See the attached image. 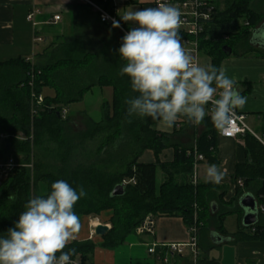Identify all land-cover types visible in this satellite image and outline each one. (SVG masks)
Instances as JSON below:
<instances>
[{"label": "trees", "instance_id": "1", "mask_svg": "<svg viewBox=\"0 0 264 264\" xmlns=\"http://www.w3.org/2000/svg\"><path fill=\"white\" fill-rule=\"evenodd\" d=\"M93 1L113 11L112 0ZM214 2L217 7L214 22L200 36L199 46L201 54L207 55L210 64L219 69L226 57L243 56L254 50L250 40L264 14L255 8L253 0H224L225 8H221V0ZM70 21V33L58 36L59 42L44 53L46 64H34L23 56L0 61V135L9 136L2 147L7 156L12 155L24 164L15 168L0 185V237L7 236V230L14 226L27 201L35 197L39 182L45 183L47 190L36 196L46 195L53 182L64 180L77 192L82 186L87 193L74 206L79 217L109 211L105 223L111 224V228L101 242L105 248L123 244L149 216H179L188 227L202 223L201 229L212 226L222 235L241 241H264V212L259 209L258 222L247 227L243 224L244 209L238 205L247 192H254L258 205H264V125L260 137L250 131L241 134L248 156L246 161L237 163L233 175L236 196L225 201L221 185L192 181L197 162L195 152L205 157L198 164L219 163L217 136L220 133L210 115L201 122L206 128L190 146L172 143L170 134L155 128L159 120L128 117L125 101L137 94L132 91L130 78L119 74L125 62L117 50L124 34L102 22L99 13L88 3L76 5ZM120 22L128 30L132 27ZM104 28L111 33L118 29L119 33L104 35ZM261 55L264 57V52ZM46 85L55 90L54 95L43 94ZM95 86L113 87V102L104 105L102 120L91 121L88 129L81 132H71L61 107L52 106L53 100L63 104L79 101ZM34 92L45 98L43 109L35 116L31 110ZM20 133L24 139L16 137ZM46 137L57 143L52 148L45 145V150L58 163L43 166L36 162L32 175L27 165L32 162L34 146L43 144ZM168 147H174V158L162 162L159 155ZM148 149L155 153L156 162L140 161ZM0 156L6 158L1 149ZM159 168L164 180L158 187ZM118 184H125L124 194L113 196ZM213 200L220 204L216 212L212 209ZM231 214L238 215L239 228L235 233L224 226ZM201 237L197 264H222L209 255L214 244ZM95 247L91 240H74L64 251L74 248L73 256L84 264H91ZM186 261L193 264V257H186Z\"/></svg>", "mask_w": 264, "mask_h": 264}, {"label": "clouds", "instance_id": "2", "mask_svg": "<svg viewBox=\"0 0 264 264\" xmlns=\"http://www.w3.org/2000/svg\"><path fill=\"white\" fill-rule=\"evenodd\" d=\"M119 15L123 22L137 25L122 37L117 50L125 62L119 74L130 78L137 94L125 101L126 115L150 117L169 128L180 117L199 125L210 115L214 126L226 133L246 98L223 67L201 65L185 49L179 34L180 10L161 3ZM120 26V21H113V28ZM250 43L264 46V29L254 32ZM224 176L215 164L206 170L209 182L219 184ZM86 195L82 186L77 192L67 181L57 180L46 195L29 199L7 236L0 237V264H73L76 250H64L81 229L74 206Z\"/></svg>", "mask_w": 264, "mask_h": 264}, {"label": "crops", "instance_id": "3", "mask_svg": "<svg viewBox=\"0 0 264 264\" xmlns=\"http://www.w3.org/2000/svg\"><path fill=\"white\" fill-rule=\"evenodd\" d=\"M83 3H85L83 0H0V61H8L23 56L28 59L33 58L34 64H46L47 59L44 53L51 50L52 46L59 42L58 36L69 33L70 13L76 5ZM127 4L129 5L130 3ZM132 4H140L141 8L155 7L154 0L144 2L136 0ZM34 7L40 8V13L35 16L36 25L29 21L27 17ZM58 14L61 15V19L55 20L54 17ZM35 36H40L42 40L35 41ZM39 42L48 43L40 52H36V46ZM31 53L33 56H31ZM232 55L223 60L221 67L225 69L226 76L235 81V86L246 98V104L243 108L238 109L246 114L247 120L256 115H258L257 119L259 120L264 117V88H262L264 86H260L261 79L264 80V57H240L239 55L234 57ZM210 62L211 59L206 56H202L199 60L201 65H208ZM46 87L50 86L46 85L44 88ZM43 94H45L44 89ZM85 95L82 100L85 99ZM56 101V99L55 101L53 100L52 106H60L62 110L68 109V104L55 103ZM207 109L208 106H206ZM263 125L264 122L261 125V133L254 131L250 125L249 127L254 135L260 137ZM155 128L170 134L172 143L190 146L196 142L197 137L206 127L204 124L195 125L186 117H180L170 128L161 121L155 125ZM2 144V139H0V147ZM174 153V147H168L160 154V160L162 162H170L174 158ZM247 156L243 135L226 137L218 134L217 158L219 163L215 165L225 173L224 179L219 183L225 190L223 196L225 201H229L236 196L233 175L237 163L246 161ZM140 161L156 162L154 152L150 149L146 150L140 157ZM209 165L212 164L206 161L198 164L196 171L199 182H209L206 180L205 171ZM201 167L202 170H200ZM220 192L218 191L217 193ZM213 203L216 204L218 210L220 204L216 200H213ZM238 205L240 206L239 201ZM234 215L237 220L235 229L227 228L224 222L225 228L230 233H235L239 228L238 215ZM96 219L98 220L97 223L95 222ZM225 221H227V218ZM154 222L152 231L142 233L136 231L135 238H128V236L125 242L116 248L102 247L103 237L100 236L99 246L96 245L91 255V264H164L162 259L149 253L148 249L150 246L163 243H187L191 239L189 227L182 217H154ZM99 223L109 224L105 223V220L101 221L99 218L93 217L90 220V233L95 230ZM218 234L230 239L222 243H216L214 240H218V238L220 240ZM198 237L200 238L201 235L198 234ZM204 238L214 244L212 249L220 250V255L217 258H213L219 259L222 264H252V262L264 264V241H241L231 235H222L214 228L209 231L206 237L203 235L202 239ZM75 240L80 241L77 237ZM89 240L92 241L93 238L89 237ZM211 250L209 251L210 257H212ZM167 256L169 257L168 264H190L186 261V257L191 258L192 254L190 249L185 247L183 254L169 253ZM178 256L180 257L178 258Z\"/></svg>", "mask_w": 264, "mask_h": 264}, {"label": "built area", "instance_id": "4", "mask_svg": "<svg viewBox=\"0 0 264 264\" xmlns=\"http://www.w3.org/2000/svg\"><path fill=\"white\" fill-rule=\"evenodd\" d=\"M85 3L90 4L94 10H96L102 22L111 24L114 20H119V8L122 5L130 3L131 0H112L113 11L106 9L103 5L96 3L93 0H83ZM161 3H166L177 7L181 12V20L183 24L179 30V34L181 37V42L185 49L189 50L191 54L196 58L199 62L201 59V51L199 46V38L204 32L207 30L209 25L214 22L215 15L217 12V7L214 0H154V6L157 7ZM40 13V8L34 7L28 14V20L33 22L36 25L35 16ZM55 20H60L61 15H55ZM248 24V23H246ZM120 27L118 28L122 34H126L129 30L124 27L120 22ZM137 26V25H135ZM133 26V27H135ZM34 40H42L40 36H35ZM44 105L43 95H36L35 92L32 94L31 98V110L32 115H37L42 109ZM211 108V105H208V109ZM67 109L62 110L63 117H66ZM247 131L251 132V128L247 123V116L245 113L240 111L239 109L235 110V116L233 118V122L230 128L227 129L226 133H219L226 137H233L236 135H241ZM9 137L6 134L0 135V139L4 142V140ZM205 157L202 153L195 152V171L192 177V181L194 184L198 182L197 180V166L198 161L204 160ZM21 166L18 160L9 155L6 158H2L0 156V181L6 179L9 174L17 167ZM259 209L264 212V205H259ZM154 217L149 216L145 220V222L137 228V232L142 233L146 231H152L154 227ZM111 227V225H110ZM198 225H192L189 227L191 233V239L187 243H169V244H153L149 247L148 251L150 254H154L160 259H162L164 264L169 263V257L167 254L169 253H177L183 254L185 252V247L190 249V252L193 257V264H197V258L200 253L198 246ZM95 231L91 232V238L94 236ZM160 249V250H159ZM166 250V251H164ZM164 252H166L164 254ZM59 255V254H57ZM71 260L73 264H84L83 261L76 256H71Z\"/></svg>", "mask_w": 264, "mask_h": 264}, {"label": "rangeland", "instance_id": "5", "mask_svg": "<svg viewBox=\"0 0 264 264\" xmlns=\"http://www.w3.org/2000/svg\"><path fill=\"white\" fill-rule=\"evenodd\" d=\"M140 2H144L147 0H139ZM221 8H225V2L224 0H221ZM253 5L255 6V8L259 11L262 12L264 14V0H253ZM136 8H141L140 4H132L130 3L129 5H122L119 8V13L129 10V9H136ZM242 22V20H241ZM264 23V18L262 20L259 21V23L257 25H259L258 27H260L261 25H263ZM127 25H134V22H127ZM72 24L70 21V28H71ZM72 29V28H71ZM70 33V32H69ZM102 33L104 35H110V34H114L115 36L118 35L119 30L116 29L114 30L112 33L109 29L104 28L102 30ZM232 39H235V37H231ZM232 39H230L229 41H231ZM46 43L48 42H39L38 45L36 46V52H40L43 47L46 45ZM251 44V43H250ZM255 47H258V45H256ZM253 51L251 53L245 54L243 55V57H259V58H263V56L261 55L262 52H264V48H254L253 47ZM31 56L32 53H31ZM201 56H206L203 53L201 54ZM232 56L234 57H238V55L233 54ZM242 57V56H240ZM32 62L34 63L33 58H31ZM42 62V61H41ZM44 62V61H43ZM262 85L264 86V80L261 79L260 81V86L262 87ZM264 88V87H262ZM44 93L46 95L52 96L54 95V89L51 87H46L44 88ZM44 98V96H43ZM114 99V89L113 87H104L103 89L100 88L99 86H95L92 90H90L86 95H85V99H81L79 101H75L72 103L68 104V109H67V113H66V117L68 119L67 121V127L68 129L71 130V132H81L83 130L88 129V127L91 125V121H100L103 119L104 114H105V109H104V105L112 103ZM49 101H52V98L48 99ZM44 103H45V98H44ZM258 115L253 116L251 119L247 120V123L252 127V129L258 133H261V125L264 122V117H262L261 119H257ZM19 139H24L25 137L22 135V133L18 134L16 136ZM51 141H49V137L45 138V141L43 144H41L40 146L36 145L34 146L33 149V154H32V162L27 165L31 168L32 170V175H34V163L38 162L41 163L43 166H51V165H55L58 163V161L56 160V158L54 156H51L49 151L45 150V145H50L52 147H56L57 143L54 142L52 139H50ZM3 142V141H2ZM0 149L2 151H4V156L7 157V153H5L6 151L3 150V147L1 146ZM155 154V153H154ZM156 157V155H155ZM17 158H21V155L19 154ZM159 159H160V155H159ZM157 160V157H156ZM19 163L21 164V162L19 161ZM24 165V164H21ZM200 170H202V167L200 168ZM206 171V169H205ZM163 181V174H162V170L161 168H159L158 170V175H157V185L159 187V185L162 183ZM38 192L34 193V196H36L37 193H44L47 190V187L45 185V183L43 182H39L38 185ZM109 214V211H104L102 212L100 215H83L80 218V223H81V229L79 231V234L77 235V239L80 241H87L89 240L90 237V220L93 217L99 218L101 221H104L106 216ZM197 214V212H196ZM236 216L234 214L230 215L227 217V221H225V226L229 229H235L236 227ZM204 224H198L199 229H198V234H200L202 237L203 235L206 237L207 234L209 233L210 230L213 229L212 226H210L208 229H201L202 226ZM207 228V227H206ZM136 234L132 233L129 235L128 238H135ZM201 237V238H202ZM93 242L99 246L100 243V236H98L97 234H95L93 237ZM205 239V238H204ZM220 250L219 249H212L211 250V256L212 257H218L220 255Z\"/></svg>", "mask_w": 264, "mask_h": 264}, {"label": "water", "instance_id": "6", "mask_svg": "<svg viewBox=\"0 0 264 264\" xmlns=\"http://www.w3.org/2000/svg\"><path fill=\"white\" fill-rule=\"evenodd\" d=\"M261 29H264V24L261 25L260 27H257L254 29L253 33L256 32L258 33ZM253 36V35H252ZM253 46H256L257 44L251 43ZM261 48H264V46H259ZM2 184V181H0V185ZM125 191V184H118L115 186L112 195L113 196H118L124 194ZM240 206L243 207L244 209V215H243V224L247 227L253 226L258 222L259 219V205H258V200L255 197L254 194L251 192L245 193L239 200ZM212 209L213 212L217 211V206L215 203L212 204ZM110 225L109 224H104V223H99L95 227V234L98 236H105L108 231L110 230ZM220 240H214L216 243H222L223 241L229 240L230 238H227L225 236H220ZM217 236V237H218Z\"/></svg>", "mask_w": 264, "mask_h": 264}, {"label": "bare ground", "instance_id": "7", "mask_svg": "<svg viewBox=\"0 0 264 264\" xmlns=\"http://www.w3.org/2000/svg\"><path fill=\"white\" fill-rule=\"evenodd\" d=\"M95 222L97 223V222H98V220L96 219V220H95Z\"/></svg>", "mask_w": 264, "mask_h": 264}]
</instances>
